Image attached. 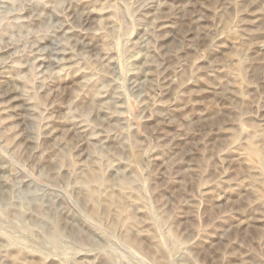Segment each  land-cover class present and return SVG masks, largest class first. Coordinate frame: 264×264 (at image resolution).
<instances>
[{
    "label": "rangeland",
    "instance_id": "rangeland-1",
    "mask_svg": "<svg viewBox=\"0 0 264 264\" xmlns=\"http://www.w3.org/2000/svg\"><path fill=\"white\" fill-rule=\"evenodd\" d=\"M0 264H264V0H0Z\"/></svg>",
    "mask_w": 264,
    "mask_h": 264
}]
</instances>
